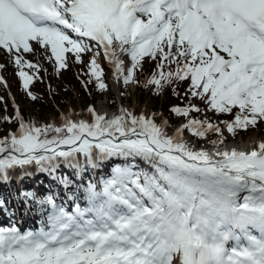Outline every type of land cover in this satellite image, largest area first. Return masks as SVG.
Instances as JSON below:
<instances>
[{
    "label": "snow or ice",
    "instance_id": "snow-or-ice-1",
    "mask_svg": "<svg viewBox=\"0 0 264 264\" xmlns=\"http://www.w3.org/2000/svg\"><path fill=\"white\" fill-rule=\"evenodd\" d=\"M0 51L32 100L48 69L29 55L57 75L70 54L78 64L89 55L82 83L101 91L104 62L117 88L159 95L188 82L171 132L161 114L127 107L89 106L90 119L60 124L26 120L19 106L3 117L18 129L0 137V182L35 166L64 195L21 191L41 216L28 230L0 197V264H264V139L228 147L225 134L264 124V0H0ZM146 61L156 69L141 80Z\"/></svg>",
    "mask_w": 264,
    "mask_h": 264
},
{
    "label": "rangeland",
    "instance_id": "rangeland-1",
    "mask_svg": "<svg viewBox=\"0 0 264 264\" xmlns=\"http://www.w3.org/2000/svg\"><path fill=\"white\" fill-rule=\"evenodd\" d=\"M39 58L43 63L45 68L48 69L47 72H42L41 75L43 76V83L45 85V88H39L35 89V92L40 94L43 97L44 101L41 102H34L31 100H24V98L19 94V92L16 90V85L14 84L15 76L12 74L14 70L17 69L16 67L11 63L10 58L6 53H3L0 51V63H4L6 65L5 69L2 70L4 74V79L7 81V87L6 93L13 92L16 96L17 101L20 103L21 107L25 109L26 111V119L35 121L38 125L47 123H55L60 124V117L70 111H74L75 113L79 114L81 112H84L85 114L87 112V108L89 106H94L96 110L99 112V109L101 106H106L107 109H109L111 112H116L120 107H127L132 110H136L135 108H141V107H148L149 110L145 111L147 113H152L154 111H157L156 113L161 114L158 119L163 120L166 118L162 114V112L159 111V109L156 108L157 102L153 96L147 93V91H139L136 86H129L127 89H124L123 86L119 87V90H114L112 88L111 83V73L108 72V79H110V85L108 91H102L97 98L93 97L92 94H87L88 100H86L82 95L81 91H78V86L73 84L68 77H66V72H60L58 75L53 72V69L51 65L44 60V57L42 55L32 56L29 55L28 59L34 60ZM74 59H71L70 54V65L75 66ZM106 63V62H105ZM107 64V63H106ZM74 69V70H75ZM78 74V70H75ZM36 82V81H35ZM51 86V87H49ZM88 91V89H87ZM121 92H126L127 95H121ZM8 98L3 96L2 89L0 87V97H3V101L0 102V116H15L13 110L9 105H11V99L9 95H7ZM95 99V100H93ZM136 113H140L141 111H135ZM4 115V116H3ZM81 115V114H80ZM77 118V117H75ZM83 119H90L91 117L83 116L81 117ZM170 121V128L169 130H172V127L178 126L180 121H176V119ZM264 126L260 125V128L262 129ZM18 129V124H15V127H11V131H16ZM226 132V130H225ZM227 133V132H226ZM260 135L261 137H264L263 134H261L258 130H253L250 132L247 137L250 136H256ZM228 139L227 140H236L239 141L240 138L243 137H237L233 138L231 134H227ZM244 137V138H247ZM215 138V137H210ZM105 163V165L95 173L96 178L98 179L101 175H108L110 174L111 168L118 163H123V161L119 158L113 159ZM139 163V162H138ZM110 165V167H109ZM141 166L142 163H141ZM103 173V174H102ZM43 185H47L45 181H43ZM35 212H31L33 214ZM24 214H21V218L25 216ZM36 214V213H35ZM25 221V220H24ZM23 221L24 223H27L26 221ZM35 221L39 223V220L37 218H32L30 222L35 225Z\"/></svg>",
    "mask_w": 264,
    "mask_h": 264
},
{
    "label": "trees",
    "instance_id": "trees-1",
    "mask_svg": "<svg viewBox=\"0 0 264 264\" xmlns=\"http://www.w3.org/2000/svg\"><path fill=\"white\" fill-rule=\"evenodd\" d=\"M90 56L89 55H85L84 56V64H78L76 62L75 66L77 67L76 69L74 68V66L70 65L69 68L67 70H63L61 72H66V77H68V79L75 84L76 86H78V91H81V95L88 100V95L89 92L90 94L93 95V97L97 98L99 96V94L102 92L101 90H99L95 83H90L88 84L87 88H85L83 86L82 81L84 79H87V77L83 76L82 73H86L88 71L87 69V62L89 60ZM104 66V65H103ZM105 67V66H104ZM78 70V74L76 73L75 70ZM156 69V64L153 61H146L144 63V67H143V71L139 74V79L143 80L145 77L149 76L153 71H155ZM105 71L107 74V82H108V72L106 70L105 67ZM12 74L15 76L14 79V84L16 85V90L19 92V94L24 98V100H31L34 102H41L44 101L43 97L38 94L37 92H35V89H39V88H45V85L43 83V80H37L35 83H33L30 86V89L33 93H35L37 95V99L36 100H32L25 92V90L22 87V81L20 80V78L16 75V70H14L12 72ZM2 92H3V96H5L6 98H8L7 93H6V89L4 88V86L0 85ZM110 88V87H109ZM139 91H147L148 94H150L151 96H153L157 102V106L156 108L163 111L165 113V115L168 116L169 119L174 120L176 119L175 123L177 121H182V118L180 117H176L174 116L171 112H170V108L173 105H178L181 104V98L177 97V95L175 94L176 91L180 92L181 95H183L184 91L188 88V82H182L179 83L176 86L175 91H173L172 87L167 88L162 94H156L154 90L152 89H144L142 87H137ZM88 89V91H87ZM108 91V90H106ZM95 100V99H93ZM195 103L200 104V101L198 100H194ZM202 106V105H201ZM9 107H11L9 105ZM1 109V108H0ZM22 112L24 115H26V111L25 109H22ZM211 115V114H210ZM4 116V115H3ZM9 117H14L13 115H10ZM3 117L0 116V137L6 136L9 134V132H14L11 131V127H15V124L17 123L15 120L11 121V122H4ZM214 119H219V120H230L232 119L231 116L228 115H221V116H214ZM45 124H48L47 122ZM260 125L264 126V124H259L257 128H249L248 131H238L237 133V137H246L250 132H252L253 130H258L261 134H264V127L261 129ZM226 136L228 133H226ZM65 171H68L67 169H64ZM69 175H71V173L69 172ZM27 181H31V179H27ZM43 181H45L47 183V185H43ZM36 182V186L33 187V185L31 183H25L24 180L21 182V184L17 183L15 180H12V182L10 183H5L2 182V186L0 185V197L4 198L7 202H8V207L9 210L11 209H15L16 208V202L21 205L22 207L25 205L23 198L20 197L19 193L23 190H27V191H34L36 192L38 195H43L44 193L51 191L53 189H57L58 186L55 182V180L53 179L52 176H50L47 173L44 172H40L39 171V177L37 178ZM1 183V182H0ZM38 186V188H37ZM59 191H64L63 188H58Z\"/></svg>",
    "mask_w": 264,
    "mask_h": 264
},
{
    "label": "bare ground",
    "instance_id": "bare-ground-1",
    "mask_svg": "<svg viewBox=\"0 0 264 264\" xmlns=\"http://www.w3.org/2000/svg\"><path fill=\"white\" fill-rule=\"evenodd\" d=\"M112 82V80H111ZM113 86V84H112ZM117 91L119 90V88L113 86ZM136 110L135 111H147L149 110L148 107H141V108H135ZM119 110V109H118ZM118 110L116 112H111L109 109H107L106 106H101L100 109H99V112H108V113H117ZM73 118L77 117V118H81L83 116H88L89 114H85L84 112H81L79 114L75 113L74 111H70V112H67L65 114H63L62 116H65V115H73ZM81 114V115H80ZM264 139V137H261L259 135H256V136H250V137H247V138H240L239 141H236V142H233L235 145H233V147H237V148H245L247 147L248 143L252 140H262Z\"/></svg>",
    "mask_w": 264,
    "mask_h": 264
}]
</instances>
